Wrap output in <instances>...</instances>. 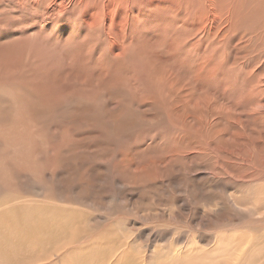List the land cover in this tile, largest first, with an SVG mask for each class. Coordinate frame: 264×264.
Returning a JSON list of instances; mask_svg holds the SVG:
<instances>
[{
	"label": "rangeland",
	"instance_id": "obj_1",
	"mask_svg": "<svg viewBox=\"0 0 264 264\" xmlns=\"http://www.w3.org/2000/svg\"><path fill=\"white\" fill-rule=\"evenodd\" d=\"M34 2L0 0V79L14 76L13 65L28 82L0 87V212L10 207V221L56 229L59 242L44 249V258L58 254L59 262L86 248L92 264H264V0H202L215 21L202 44L220 50L227 70L219 67L246 84L243 96H226L219 82L196 77L208 57L202 48L192 72L181 75L177 63L166 64L173 71L163 112L127 91L128 65H114L116 75L97 84L96 57L86 75L53 85L52 75L74 71L65 69L69 53L83 46L41 33V19L57 22L47 1L37 8ZM68 9L63 18L77 16ZM145 23L139 33L151 35L154 24ZM66 29L58 22L57 33ZM185 31L189 41L200 29ZM86 34L90 42L88 28ZM157 50H149L153 63ZM252 115L263 118L262 130L249 122Z\"/></svg>",
	"mask_w": 264,
	"mask_h": 264
},
{
	"label": "bare ground",
	"instance_id": "obj_2",
	"mask_svg": "<svg viewBox=\"0 0 264 264\" xmlns=\"http://www.w3.org/2000/svg\"><path fill=\"white\" fill-rule=\"evenodd\" d=\"M26 1L27 0H19L20 3H24ZM43 1H47L49 3L50 7L48 8L47 14L49 17L52 16L55 17L54 21H56L57 23L53 24L51 22V25H47L45 22L46 20L43 22L41 19L39 24L41 33L52 34L55 39L57 38L58 40H62L63 43H65V45L74 46L78 44L83 46V48H81L79 51L75 49L76 50L75 54H73L74 52H72V54L69 53L68 57H73V59L69 60V63L66 64L65 69L69 67L70 69H74V71H69L65 74V76L59 78L58 76H56V74L52 75L54 80L51 83L53 85L62 86V84L66 83V81L69 78L79 79L81 74L86 75V72L89 71V69L91 68L90 66L93 65L92 60L96 57L101 64V69H99L98 71L100 72L99 76L96 78L98 82L97 84L100 85L103 82L107 81L109 78H111L112 74L116 75V71L113 70L114 65H117L118 63L121 66L128 65L132 70L131 72H132L133 81L131 84V88H126L127 91H130L131 89V91H133L135 95H139L143 97L145 96L151 99L154 106L158 108L160 112H163L165 110L168 111L170 106L169 107L167 106L166 104L167 102L165 103L166 106L163 107L161 106V103L165 101V92L167 90L168 83L171 79L173 68L167 66L166 64L168 62L177 63L178 68H183L182 69L183 71L179 69L178 74L181 75H184L185 73L188 72H192L193 70L192 65L196 62L195 53L199 52L203 48V54H206L208 57L203 62V70L194 71L196 77L201 78L202 80L209 82L210 84L213 85L219 82L220 85L224 87L223 93L226 96L233 98H238L239 96H243L242 88L246 84L242 85L240 83L241 80L239 81V78L236 74H231L230 72H229L230 74L229 73L224 74V71L222 70L223 68L221 69L219 67V65L223 66V64H226L227 59L223 57L224 54L223 56L222 54L220 55L221 57H223L220 60L219 59L220 57L217 58L218 54L220 53V50L218 48H215L214 45L206 46L205 44L203 46L204 39L207 38L208 35H210V37L212 35L211 32L215 25V21L208 13L210 9L207 6H205L206 4L204 5V3H202V0H43ZM40 2L41 0H35L34 6L37 8ZM70 5L72 6V9L79 10V12H77V16L76 17L66 16V18H63L65 13H70L71 10L68 9V6ZM138 7L139 9H137ZM89 8H90L91 16L88 18V16H86L88 14H85V12ZM217 8L220 12L224 13L225 6L223 4L217 6ZM207 9L209 10L207 11ZM117 10L119 11L118 16H117ZM81 13L82 14L84 13V15H82ZM143 14H146V16H144V18L147 19L146 23L141 22V20H143L142 19ZM180 15H184L186 18L193 17L194 22H189L188 20L186 21L179 20L178 17ZM226 18L228 19V15H224V19ZM216 19L218 18L215 17V20ZM62 21L66 22L67 29L64 32H58L59 33L58 34L56 32V27L58 22H62ZM144 23L145 26L149 24H154V26L152 27L153 30L151 32V35H147V32H144L142 35H140L139 30ZM113 26L115 27L113 28ZM87 28L89 29L90 42L88 41V37L86 34ZM186 29L187 30L200 29L199 33L193 35L189 40L191 41V43H189V41L186 40L185 32H188L185 31ZM94 31H100V32H96L95 33L96 36L93 37ZM220 32L219 33L217 32L218 35L217 33H215L217 37L219 36ZM74 33L80 34L81 38L76 40L74 37ZM129 37L132 39V41L127 42L129 41ZM221 43H223L222 45L226 44L224 42ZM0 44L2 43L0 42ZM97 44H100L101 52H98L96 46ZM152 47L154 48L159 47V51L158 50L156 51L158 52V56H159L157 57L158 62L156 60L155 63L151 61L152 53L151 54L149 53V50L152 49ZM225 48L226 46L224 45L222 46L221 50H224ZM226 53L228 54V52ZM226 53L225 55H227ZM227 56L229 59V55ZM56 64H57L56 62H52L51 64H49V68H51L52 65H54L55 68ZM147 65L151 67L149 71L145 70V66ZM185 65L191 66L192 69L186 71ZM227 65L229 64L227 63ZM10 68L12 69V72L9 74L14 76L10 77L9 79H0V87L9 85V82H12L14 80H17L18 82L21 81L27 82L23 74L20 73L22 71L18 72L16 66L14 67L13 65H11L9 66V69ZM78 68L82 70L79 71ZM229 70L231 69L229 68ZM77 73H81V74L77 76ZM9 74H2L1 76H5ZM29 75L32 77L33 76L38 77L36 73ZM221 77H224L225 81ZM200 102L202 105L203 102L202 101ZM254 115L249 116L248 119L253 118V120H250L249 122H252L255 125H257L255 127L260 131V129L261 130L263 129V125H261L260 127L263 118L262 119L258 118L259 119L258 120L254 118ZM174 121H178V120H174ZM263 131L264 129L262 130V132ZM195 132L198 131L195 130ZM253 132L255 131L252 130L250 135L254 137ZM232 140L234 139L232 138ZM252 159L253 158H251V160ZM246 162L243 164L245 165ZM9 208L7 209L8 211H10L11 209ZM8 211L3 210L2 213L0 212V264H92L91 262L95 257L93 254H86L87 249L84 247L82 251L76 254L75 253L72 254L71 253L72 251L66 253L67 259L65 262H61V261L59 262L57 256L58 254L57 255L54 254L48 258H44V254L46 253L45 252L46 250L44 249L45 248L47 249L48 247L51 248H53L54 246L56 247L60 239L59 237L60 233L56 231V229L53 230L51 228H47L43 222H39L38 224L37 223L33 224L32 222L30 223L29 221H26V223H24V221H21L20 219L10 221L8 220V216L10 215L8 214ZM2 214L3 216H5V218L2 217ZM70 240L71 243L74 242L72 241V239ZM56 249L57 248H55L54 250ZM53 252L55 251L52 250V253ZM47 253H49V251H47Z\"/></svg>",
	"mask_w": 264,
	"mask_h": 264
}]
</instances>
